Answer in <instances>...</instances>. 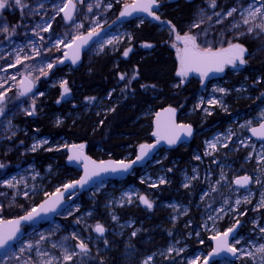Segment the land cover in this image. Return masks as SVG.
<instances>
[{"label": "rangeland", "instance_id": "1", "mask_svg": "<svg viewBox=\"0 0 264 264\" xmlns=\"http://www.w3.org/2000/svg\"><path fill=\"white\" fill-rule=\"evenodd\" d=\"M170 2L157 0L159 20L163 7ZM239 2L244 7L238 12L247 17L249 7L254 8L249 0H215V6L212 0H198L191 20L181 29H160L170 33L166 44L179 62L177 49L184 45L176 40L177 33L195 36L201 49L216 52L240 44L247 50L245 64H229L205 87L201 76H189L200 84L198 92L184 100L188 107L184 116L197 124L198 131L196 144L184 146L189 157L170 159V152L162 150L131 177L134 183L106 181L68 199L54 222L25 227L24 237L4 259L0 256V264H202L213 252L211 237L229 228H239L230 244L237 249V259L224 258L214 264H264V253L258 251L264 244V141L251 135L253 128L264 124V40L243 32L233 38L226 31L223 19ZM9 3L11 7L0 10V28H9L8 33L0 30V164L4 165L0 168V185L5 187L0 189V220L38 209L39 200L42 203L58 189L80 179L81 171L68 170L66 162L73 142L64 136L53 139L42 134L37 122L47 117L54 128H59L68 119L79 120L83 114L100 117L112 112L118 102L114 91L100 98L75 97L68 83V75L75 69L62 65V61L76 37L113 23L124 5L135 0H72L75 15L71 21L59 11L68 0H22L20 6L14 0ZM35 7H41L40 13L49 17L41 21L31 18ZM258 17H249V21L261 29L258 25L263 22L258 19L264 18ZM44 22L48 30L41 33L43 41H39L30 34V26L37 28ZM145 22L137 19L115 28L84 56L77 69L90 68L98 58L123 54L131 48L129 56L134 51L132 30ZM31 52L40 58L16 63L17 56L27 59ZM37 62L45 65L39 71L32 70L31 65ZM48 64L53 67L49 69ZM24 77L36 87L27 98L20 90ZM134 77L131 82L136 80ZM186 77L179 76L180 84L189 83ZM62 84L69 89L66 94ZM51 95H55L53 104L57 109H68L65 115L48 112ZM30 111L32 115H28ZM156 113L150 107L143 117ZM33 123L36 126L31 130L28 126ZM34 145H38L35 150ZM134 157L128 153L121 161ZM245 176L250 178V186L237 187L235 181ZM8 180L13 187L5 183ZM140 196L149 200L151 209L142 204ZM241 196L247 201L237 204ZM138 210L146 216L144 220L135 217ZM97 224L105 229L103 237L95 231ZM236 239L240 243H235ZM80 243L87 246L86 252L81 251ZM66 255L72 259L65 260Z\"/></svg>", "mask_w": 264, "mask_h": 264}, {"label": "trees", "instance_id": "2", "mask_svg": "<svg viewBox=\"0 0 264 264\" xmlns=\"http://www.w3.org/2000/svg\"><path fill=\"white\" fill-rule=\"evenodd\" d=\"M194 3L184 0L170 2L163 7L164 14L157 24L145 22L133 28L131 46L134 51L129 56L125 57L120 52L114 56L101 57L90 68L75 69L73 74L68 75V83L75 97L81 100L91 96L100 98L114 91V99L118 102L112 112L100 117L83 114L79 120L68 119L59 128H54L45 117L37 122L41 133L53 139L64 136L73 143L85 145L86 151L95 159H108L110 155L111 159L122 160L128 153L136 155L140 145L152 142L154 116L143 117L150 107L158 112L174 106L180 111L181 121L197 127L196 123L187 121L184 116L188 111L184 100L193 97L200 89V84L196 79L190 80V77H186L189 83L180 84L177 75L180 62L166 44L170 33L160 30L165 26L171 30L181 29L184 22L191 20ZM147 44L151 47L144 46ZM122 75L124 79H120ZM134 76L137 78L131 82ZM174 85L178 86L174 88ZM54 100L55 95L49 96L48 105L51 108L48 112L60 111L65 115L68 109H57ZM34 126V123L30 125V129ZM187 157L189 150L186 148L170 154V159L182 160ZM60 162L63 164L65 160L61 159ZM128 180L135 182L134 178ZM134 215L139 220L146 218L140 210Z\"/></svg>", "mask_w": 264, "mask_h": 264}, {"label": "snow or ice", "instance_id": "3", "mask_svg": "<svg viewBox=\"0 0 264 264\" xmlns=\"http://www.w3.org/2000/svg\"><path fill=\"white\" fill-rule=\"evenodd\" d=\"M14 4L17 6L22 5V0H14ZM213 6H215V0H212ZM12 4L9 3V0H0V10H4L7 7H11ZM42 6V5H41ZM157 0H135V3L132 4H125L124 5V10L120 13L121 17H126V16H131L134 12H140V13H146L148 16L153 17L156 20H159V17L156 16L155 12L153 9L157 7ZM23 7H27V5H23ZM74 5L72 3V0H68V3L64 4L62 8L59 9V11L64 12V19L65 20H71L72 19V12L74 10ZM89 11H91V7H89ZM236 9L233 8L231 11L227 13L228 16H231L233 12H235ZM257 16H262L264 18V8H255L252 9L251 6L249 7L248 10V16L244 17L243 23L248 24L249 17L255 19ZM199 25H194V27H198ZM50 27V26H49ZM262 30H264V24L258 25ZM4 33L9 32V28L5 25L2 28H0ZM45 31L48 30V28L44 29ZM14 31V30H13ZM173 31L175 29L173 28ZM249 32L252 31L251 28L248 29ZM95 29L89 33L88 37H76L77 40H82L84 43L87 42L88 39L91 38L92 35H95ZM176 40L184 45L182 49H177V54L180 59V70L177 72L178 76L181 77H186L189 72H198L200 76L206 77L209 72H223L224 71V66L225 64H230L235 66L236 62L238 61L239 64L243 65L246 63L244 59V54L247 51L242 45L240 44H230L228 49H222L220 51H212L211 48H206V49H201L200 46L196 42V37L190 34H184L181 36L180 34H176ZM75 42V41H74ZM111 43V41H109ZM145 47H151L150 44L144 45ZM175 47V45H173ZM132 49L129 48L126 51H124L123 55L125 57L128 56L129 52ZM222 52H230L231 56L228 58H224L221 53ZM78 58V56H77ZM76 60L73 59V63H75ZM16 63L19 64L21 63V60L19 56H17ZM15 66V65H12ZM53 67L52 64H48V68L51 69ZM15 77H13L14 79ZM135 77H133L134 79ZM120 79H124V76L122 75ZM66 84V82H64ZM64 84L61 85L64 90V94H66L69 89L64 86ZM31 91V84L25 89V92L21 93L22 95L25 94L26 92ZM219 91L223 92L224 89H219ZM3 97V93H0V98ZM167 112L172 113L173 115L175 114V109H166ZM3 112V109H0V113ZM33 112H28V115H32ZM159 113H157V117H159ZM172 127H179L181 130H183L186 135H191L192 134V128L189 125H175L174 122L172 124ZM252 132L254 135H258L261 137H264V124L260 125L259 130L256 128L252 129ZM153 135L157 137V143L160 142V140H166L169 145L175 144L177 139H179L178 135H162L160 130H159V123L157 124V131L153 132ZM211 147H215V145H210ZM38 147V145L33 146V150ZM73 148L79 149L80 151L78 153H75L72 156H69V160H79L81 156L83 155L82 150H83V145H73ZM155 145L152 144H142L140 145V152L141 155L136 157V160L132 161L131 163H125L124 161H119V162H103L101 161L99 165H96V170L93 172L89 173L87 171V165H85V175L82 177L79 181L74 182L73 185H65V191H67L71 187H75V185H81L83 186L88 182V180L91 178L93 175H98L99 172H107V171H128L132 167V164L136 163V161L143 159L144 156L148 154V152L154 148ZM85 160H87V157H84ZM199 159V157H197ZM95 165V162H92ZM4 165L0 164V168H3ZM250 178L245 176L237 179L235 181L236 184L238 185H246L249 183ZM164 181L161 180V183ZM7 185L9 187H13V183L11 180L6 181ZM187 187V185H185ZM63 196V193L57 190V198L55 201L49 203L46 201L44 204H41L39 207V210L36 208H33L31 211L27 213V215L20 217L17 220H8V221H3L0 220V225H8L7 228L0 227V249H4L10 241L15 239L17 233L20 230V224L21 221H32L36 217L40 216L41 213H47L50 211H55L56 210V205L59 204L60 198ZM140 201L146 205L148 208L152 207V204L149 202V200L144 197L140 196L139 197ZM237 204L240 203L239 200L236 201ZM115 219V217H113ZM95 231L97 233L103 234L105 229L102 225L97 224L95 226ZM233 232L232 228H229L226 232L222 234H217L211 239L216 241V248L211 253V255H218L222 251L226 252H231L233 255L236 254L237 249L234 246L229 245V234ZM261 232H264V228H261ZM136 233L134 232L133 235ZM41 239H44V237H41ZM239 243V241H237ZM29 248L32 247V245H28ZM55 247V245H54ZM79 248L81 249L82 252L87 251V246L84 243L79 244ZM23 251V249H21ZM171 251V250H170ZM259 252L264 253V246H261L258 249ZM72 256L71 255H66L65 260H71ZM147 264V262H145ZM204 264H207V260L204 261Z\"/></svg>", "mask_w": 264, "mask_h": 264}, {"label": "water", "instance_id": "4", "mask_svg": "<svg viewBox=\"0 0 264 264\" xmlns=\"http://www.w3.org/2000/svg\"><path fill=\"white\" fill-rule=\"evenodd\" d=\"M181 0H171V2H179ZM186 2H196L197 0H184ZM74 5V4H73ZM157 7H155L153 9V11L155 12L156 16L157 15V11L160 8V5L157 3ZM124 10V9H123ZM64 12H63V16H64ZM75 15V7L74 10L72 12V19L74 18ZM159 17V16H158ZM71 19V20H72ZM137 19H145L147 20V22H150L151 24H157L159 22V20L154 19L151 16H148L146 13H140V12H134L131 16H126V17H121L119 15V17L111 24L106 25L98 30H96V34L92 35L90 39L87 40L86 43H84L82 40H75V42L67 47V52L65 54V58L62 61V65L66 66V67H70L72 69H77L82 61L84 56L90 52V50L102 39L104 38L108 33H110L111 31H113L115 28L119 27L120 25L124 24V23H128L130 21H135ZM71 20H67V21H71ZM89 34H86L83 37H88ZM221 55L224 58H228L231 56L230 52H222ZM247 52H245L244 54V58L246 57ZM78 56V58H77ZM73 59L76 60L75 63H73ZM238 62V61H237ZM229 64H225L224 69L228 66ZM222 74V72H209V74L206 77H203V86L205 87L209 81H212L214 79H217L218 77H220ZM200 76V74L198 72H189V74L187 76ZM29 84H31V91L26 92L25 94H21L22 97L27 98L29 96H31L32 94H34L35 92V84L32 80L28 79L27 77L23 78L22 83L20 84V90L21 93L25 92V89L29 86ZM175 109V114L173 115L172 113H169L166 111V109ZM157 113H159V117H157ZM156 113V115L153 118V125H152V129L153 132L157 131V124L159 123V130L161 132L162 135H178L179 139H177L175 144L169 145L167 143L166 140H160L159 143H157V137L153 135L152 132V142L150 143H146V144H152L155 145L154 148H152L148 154L146 156L143 157V159L136 161V163L132 164V167L130 169H128V171H116V172H112V171H107V172H99L98 175H93L91 176V178L88 180V182L86 184H84L83 186L81 185H75V187H71L69 188L67 191H65V188H63V190H61L60 192L63 193V196L60 198V202L59 204L56 205V210L55 211H50L47 213H41L40 216L36 217L35 219H33L32 221H21L20 224V230L17 233L15 239H13L12 241L9 242V244L4 248V249H0V256L4 255L5 253H7L10 249H12L14 247V245L20 241L23 237H24V228L25 227H29V226H38L44 223H51L54 222L57 218V216L65 209V205H66V201L70 198H76L77 196L83 195L86 192H88L89 190H91L94 186L106 182V181H124V180H128L129 178L133 177L134 174L137 173V171L147 167L152 160L162 151V150H167V151H171L174 149H177L179 147H182L184 145H191L197 136V131L195 129V127L191 124L182 122L180 119V111L174 107V106H168L164 109H161L160 111H158ZM175 125H189L192 128V134L186 135V133L181 130L179 127H172V124ZM260 127L256 128L259 130ZM251 135L256 138L259 142L264 141V137L258 136V135H254L253 132L251 131ZM73 145H81L78 143H73L72 145H70L68 147V157H67V163L69 166L71 167H75L78 168L81 171V177H84L85 175V165H87V171L89 173L93 172L94 170H96V165L100 164V160L93 158L83 147L82 153L83 155L81 156V158L79 160H69V156L74 155L75 153H78L80 150L73 148ZM141 155L140 152V146L136 151V155L134 158L129 159L124 161L125 163H131L132 161L136 160V157ZM84 157H87L88 159L85 160ZM95 162V165L92 162ZM109 161H113V162H119L121 160H114V159H106L103 162H109ZM79 179V180H80ZM77 180V181H79ZM76 182V181H74ZM74 182L68 184V185H73ZM251 184V180H249V183H247L246 185H238L236 184L237 187L239 188H247L248 186H250ZM57 198V193L51 195L50 197H48L46 200H44L42 203L39 204V207L41 204H44L46 201H48L49 203L55 201ZM143 204V203H142ZM144 205V204H143ZM146 206V205H144ZM39 210V208H38ZM27 215V214H26ZM25 216V215H24ZM22 216H19L17 218H10V219H6L3 221H8V220H17ZM0 227H4L7 228L8 225H0ZM238 230L239 228H235L233 229V232L229 234V245L231 244L232 240L234 238L237 237L238 234ZM99 236L103 237L104 233H98ZM213 244H214V249L216 248V241L213 240ZM213 253V252H212ZM237 252L235 255H233L231 252H226V251H222L220 252L218 255H209V258L207 259V264H214L216 261L222 260L224 258H228L232 261H235L237 259ZM204 264V262L202 263Z\"/></svg>", "mask_w": 264, "mask_h": 264}, {"label": "bare ground", "instance_id": "5", "mask_svg": "<svg viewBox=\"0 0 264 264\" xmlns=\"http://www.w3.org/2000/svg\"><path fill=\"white\" fill-rule=\"evenodd\" d=\"M249 1L254 2V8L253 9L258 8V6H260L262 4V3H260V0H249ZM243 7H244V5L242 4V2H239L238 4L235 5L236 11L233 12V14L231 16L226 15L224 17L222 24L225 25L226 31L228 32L229 35L233 36V38H235V36H237V34H240V32H243L245 35L256 36L258 39L263 41L264 40V30L257 28L255 25L252 26V23H250V22L248 24L243 23L244 17L241 15L242 11L238 12L240 10V8L242 9ZM40 8L41 7H35L34 9H32L31 18H33L37 21H41L44 18L49 17V15H44L43 13H40ZM261 8H264V4H262ZM258 20H261L264 24L263 19H258ZM46 26H47L46 22H44L43 24H41V26H39L37 28L35 26H30L31 27L30 30H32V32H30V34H33L34 36H36L39 41H43V38L41 37V33L45 32L44 29L46 28ZM249 28L252 29L251 32L248 31ZM50 43H51V41H50ZM0 56H1V54H0ZM39 58H40V55H38V53L31 52V56L29 58H27V59L23 58V59H21V61H26V60H31V59H39ZM44 65H45V63H43V62H39V63L37 62V64L31 65V68H32V70L39 71L42 69V67ZM2 72H6V71H2ZM2 188H5V187L0 185V189H2ZM5 198H8L7 194H5ZM239 201L242 204V203H245L247 200H245L244 198L242 199V196H241V199ZM237 241H239V243H240V240H238V239H236L235 243H237ZM262 245L264 246L263 242H262ZM8 253L4 254L1 258L4 259L8 255ZM65 262L68 263L69 261H65Z\"/></svg>", "mask_w": 264, "mask_h": 264}, {"label": "flooded vegetation", "instance_id": "6", "mask_svg": "<svg viewBox=\"0 0 264 264\" xmlns=\"http://www.w3.org/2000/svg\"><path fill=\"white\" fill-rule=\"evenodd\" d=\"M187 77H189V76H187ZM202 78V77H201ZM202 82H203V78H202ZM210 82V81H209ZM208 82V83H209ZM181 119V118H180ZM183 122V121H182ZM186 123V122H185ZM188 124H191V123H188ZM191 125H193V124H191ZM194 126V125H193ZM29 128H30V126H28ZM35 127V126H34ZM195 127V126H194ZM195 129H196V131H197V127H195ZM197 133H198V131H197ZM195 141H196V139H195ZM195 141L191 144L192 146L193 145H195L196 143H195ZM184 146H186V145H184ZM184 146H182V147H179V148H177V149H174V150H171V151H168V152H170V154L173 152V151H176V150H178V149H180V148H185ZM67 157H68V155H67ZM67 162V161H66ZM68 164V163H67ZM64 165V164H63ZM68 167H69V169L70 168H75V167H71V166H69L68 165ZM152 208V207H151ZM151 208H149V209H151Z\"/></svg>", "mask_w": 264, "mask_h": 264}]
</instances>
